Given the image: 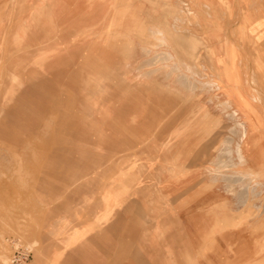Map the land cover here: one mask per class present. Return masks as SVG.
<instances>
[{
    "label": "rangeland",
    "instance_id": "obj_1",
    "mask_svg": "<svg viewBox=\"0 0 264 264\" xmlns=\"http://www.w3.org/2000/svg\"><path fill=\"white\" fill-rule=\"evenodd\" d=\"M200 3L0 0V264H264Z\"/></svg>",
    "mask_w": 264,
    "mask_h": 264
},
{
    "label": "crops",
    "instance_id": "obj_2",
    "mask_svg": "<svg viewBox=\"0 0 264 264\" xmlns=\"http://www.w3.org/2000/svg\"><path fill=\"white\" fill-rule=\"evenodd\" d=\"M197 9L199 35L213 68L226 69L223 92L243 126L241 157L250 170L264 171V0H201Z\"/></svg>",
    "mask_w": 264,
    "mask_h": 264
},
{
    "label": "built area",
    "instance_id": "obj_3",
    "mask_svg": "<svg viewBox=\"0 0 264 264\" xmlns=\"http://www.w3.org/2000/svg\"><path fill=\"white\" fill-rule=\"evenodd\" d=\"M29 258V253L25 251H17L15 250L10 259V264H25Z\"/></svg>",
    "mask_w": 264,
    "mask_h": 264
}]
</instances>
